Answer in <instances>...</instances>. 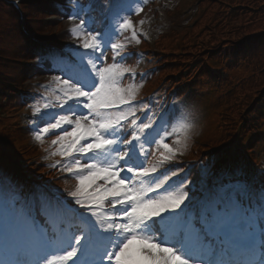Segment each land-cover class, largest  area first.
Returning a JSON list of instances; mask_svg holds the SVG:
<instances>
[{
    "label": "snow or ice",
    "instance_id": "snow-or-ice-1",
    "mask_svg": "<svg viewBox=\"0 0 264 264\" xmlns=\"http://www.w3.org/2000/svg\"><path fill=\"white\" fill-rule=\"evenodd\" d=\"M93 2L69 0L77 47L71 59L40 58L61 75L30 105L44 121H34V139L53 136L48 167L75 183L26 191L0 177V264H264V186L236 180L198 195L183 169L168 167L187 150L190 111L157 120L137 100L143 80L122 84L137 72L116 61L147 35L131 19L146 0H108L99 21Z\"/></svg>",
    "mask_w": 264,
    "mask_h": 264
},
{
    "label": "trees",
    "instance_id": "trees-1",
    "mask_svg": "<svg viewBox=\"0 0 264 264\" xmlns=\"http://www.w3.org/2000/svg\"><path fill=\"white\" fill-rule=\"evenodd\" d=\"M216 2L208 5L207 11L209 13L205 15L209 17L212 24L202 31L200 39L197 38L199 42L196 47L202 48L205 46L203 47L204 50L197 55L182 53L181 55H185L187 58H175L174 60L173 57L179 54H174V52L171 54L162 46L165 52L156 55V58L160 59L165 55L171 57V60L162 62L166 66L165 73L174 70L176 74L170 81L171 88L178 85L179 81H185L186 87H191L190 91H192L196 81L194 73L198 70L201 77H207L213 83H216L218 78L221 77L222 85L229 82V77L232 74L230 72L233 70L243 67V71L249 73L239 83L231 85L233 92L227 95L238 101L239 105L249 106V116L257 117V121L251 127L244 128L249 138L246 139L243 133L235 134L241 142L233 151L234 155L231 159L234 162L242 160L246 163L249 156L248 149H253L255 144L264 143V126L261 133H258L260 123L261 125L264 124V0H218ZM44 7L49 8L50 11L52 9L48 1L30 3L27 6L30 10L38 8L39 13H46ZM6 10L0 1V48H7L15 42L16 38L20 39L19 27L14 24V22L17 23L16 18H18V15L14 10L12 12ZM212 27H214V30H212ZM222 45L224 47L221 48ZM223 50L228 53L224 59L220 57ZM24 51L29 50L25 47ZM29 53L31 54V50ZM173 54L176 56H173ZM211 60H217L220 67L211 68L209 65ZM162 64H159V66ZM202 66L204 69L201 70L200 67ZM6 132L14 134L15 138L22 135L21 129L17 126ZM6 132L3 133L6 141H12L10 134L6 135ZM233 135L234 129L228 138H224L225 140L221 142V145L232 140ZM24 140L26 141L25 138L22 139L23 142ZM246 140L248 143L243 144ZM22 147L30 149L27 143H23ZM31 153L34 152L30 149L28 154ZM216 155L217 159H227L218 169L229 166L230 154L216 153ZM244 167L248 168L247 170L244 168V170L247 171V176L251 177V171L254 172L257 166L254 162L252 165L248 164ZM260 178L262 179L263 176Z\"/></svg>",
    "mask_w": 264,
    "mask_h": 264
},
{
    "label": "rangeland",
    "instance_id": "rangeland-1",
    "mask_svg": "<svg viewBox=\"0 0 264 264\" xmlns=\"http://www.w3.org/2000/svg\"><path fill=\"white\" fill-rule=\"evenodd\" d=\"M152 1V0H151ZM165 2H163V7H160V12L162 14V18H164L162 20L161 23L157 24L155 23V18H154V14L151 10L152 5L149 4L148 0H146V3L143 4V11L139 14H137V17H132V21L133 24L135 26H138L139 28L143 29V33H146L147 37L150 40L156 39L159 35V33H161L162 31H166L168 30V26L169 24L171 25L172 22L169 21V17L165 18V10L167 7H174L179 0H164ZM187 7L185 9L181 10V14H183L184 12H186ZM192 12L195 11V7H193L191 9ZM203 11L202 10H198L195 13V19H199L200 17L203 16ZM40 18H43V15L41 14L39 16ZM140 21H144V23L141 25ZM182 24L185 28L187 29H183L184 27L181 28H174L175 33H172L169 35V38L167 39L168 41V49H176L178 46H180L181 44L183 45V38H184V34L186 32V30H188L189 26L186 25V23L188 22V19L186 20V17L183 16L182 18ZM60 22V21H59ZM192 22V21H191ZM62 24L66 27V26H70L72 25V21L68 20L67 22L65 21L64 23L62 22ZM62 28V25H52L51 28L49 27V31H51L52 33L54 32H59ZM171 33V32H170ZM207 34V33H205ZM194 45L192 47H188L187 52H194L197 53V49H191L194 48V46L198 43L195 39L191 40V44ZM71 48H75L77 47L76 42L73 40L71 43H69ZM217 64L218 61L217 60H211L209 61V65L211 68H217ZM147 66V65H145ZM244 68H240L237 70H233L230 73L231 76L229 77V82L227 84H223L224 90H226L227 88H231V85H234L236 83H239L241 80H243L244 78H246L249 73L243 71ZM175 73L174 70L173 71H168V74H172ZM167 74V73H165ZM51 77L47 78L45 77L43 80H46L47 82L50 80ZM42 80V81H43ZM134 82L133 80H122V84H128V83H132ZM137 84H139V82H136ZM195 89H194V93L190 96H188L186 98V100L184 102H182L179 107L180 109L182 108H186L190 111L191 113V117L194 120V128L195 129L197 127V122L203 124L204 121H207L208 117L210 115H214V113L218 110L219 108H221L220 110L222 111L223 108L225 107V105H230V106H235V100L227 97L225 99L224 102L221 101V92L218 91L216 89V87H214L213 83L211 81H209L207 78H203L201 76H198L196 81H195V85H194ZM144 91V86L139 90V93H143ZM233 92V91H232ZM231 92V93H232ZM162 96L165 97V94H162ZM175 102V101H174ZM178 104V103H176ZM220 111V112H221ZM12 114L10 117H7L8 115ZM29 109L25 108H19L16 109L15 111H11V110H5L3 113H0V125H2L3 123L6 122H13L14 120H18L19 119V123H22L23 121H27L29 123L32 124V126L34 127V131L36 130V125H34L33 123V119L32 116L29 115ZM12 119V120H10ZM33 120V121H32ZM169 130H171V128H169ZM198 133L199 136L202 137L207 140H213V139H217L219 137V133L217 134V131L215 130V128L210 129L209 126L205 125L202 127H198V129H195ZM34 133V132H33ZM171 137H169L170 139ZM174 139V136H173ZM33 140L34 139V135H33ZM189 144H191V139H189L188 141ZM261 151V155L259 160H262V163H264V146L260 147L259 149ZM5 154L0 150V177H3L5 179H7L10 182H15L16 184H18L19 182H21L17 175L13 176V173H10V165L8 162V159H6ZM49 164H47L46 166H48Z\"/></svg>",
    "mask_w": 264,
    "mask_h": 264
}]
</instances>
